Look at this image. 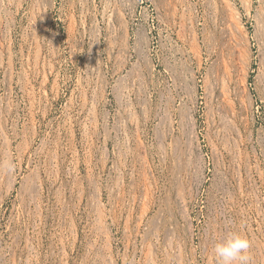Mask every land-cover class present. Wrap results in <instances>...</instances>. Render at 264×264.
<instances>
[{
    "label": "rangeland",
    "instance_id": "rangeland-1",
    "mask_svg": "<svg viewBox=\"0 0 264 264\" xmlns=\"http://www.w3.org/2000/svg\"><path fill=\"white\" fill-rule=\"evenodd\" d=\"M264 264V0H0V264Z\"/></svg>",
    "mask_w": 264,
    "mask_h": 264
},
{
    "label": "clouds",
    "instance_id": "clouds-1",
    "mask_svg": "<svg viewBox=\"0 0 264 264\" xmlns=\"http://www.w3.org/2000/svg\"><path fill=\"white\" fill-rule=\"evenodd\" d=\"M249 238L239 231H232L217 241L211 249L215 264H252Z\"/></svg>",
    "mask_w": 264,
    "mask_h": 264
}]
</instances>
